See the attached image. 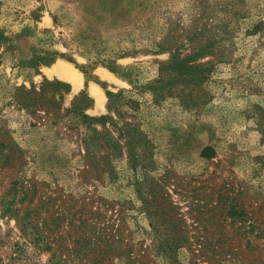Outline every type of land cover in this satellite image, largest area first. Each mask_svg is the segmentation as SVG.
Wrapping results in <instances>:
<instances>
[{
	"label": "rangeland",
	"instance_id": "374dc122",
	"mask_svg": "<svg viewBox=\"0 0 264 264\" xmlns=\"http://www.w3.org/2000/svg\"><path fill=\"white\" fill-rule=\"evenodd\" d=\"M0 264H264V0H0Z\"/></svg>",
	"mask_w": 264,
	"mask_h": 264
},
{
	"label": "trees",
	"instance_id": "16d2710c",
	"mask_svg": "<svg viewBox=\"0 0 264 264\" xmlns=\"http://www.w3.org/2000/svg\"><path fill=\"white\" fill-rule=\"evenodd\" d=\"M203 50H198L197 52H195V54H193L195 57H200L203 54L202 52ZM54 53H49V52H43L42 55L39 54V55H36V56H33L30 60V63L29 65L31 67H38L39 65H46V64H50L53 62L54 60ZM191 56V55H190ZM187 58V57H186ZM170 64H172V69H176V71L178 73H180L181 75L182 74H194V69H191V68H185V60L184 59H179L177 57V55L175 54H172L170 56ZM107 68H109L107 66ZM109 70L113 71V69L109 68ZM169 82L168 79H164V78H158L156 79L153 83H149V84H146V85H143V88H146V89H149L150 91L153 92V95H154V99H159L161 97H163L164 95V92L165 91H168V90H165V85L164 83H167ZM47 83L48 85H54V84H57L58 82H45ZM66 86V88H68L67 84H64ZM42 90V88H41ZM124 91L120 90L116 93H113V92H110V91H107L106 94H107V98H108V109L109 110H113V111H116V103L117 101H120L121 98H124L122 95H123ZM125 100L127 101H132L131 98H126ZM90 102L91 100L89 99V97L87 96L86 92L84 90L80 91L78 94H76L73 98V100L71 101L70 103V107L68 109V112L73 116V118L75 120H78V121H81V122H89L90 124H92L93 122H97V123H101V121L105 120V119H111V121H113V119L107 115H103V116H99V117H89L87 116L85 113H84V110L86 108H88L90 106ZM123 124V127L125 126V123L122 122ZM121 131V133H127V132H135L133 133L130 138H128V140H126L127 142V145H128V152L130 150V144H131V139L133 136H135V141L137 139H139L141 137V134L142 132L138 131L137 129L135 128H121L119 129Z\"/></svg>",
	"mask_w": 264,
	"mask_h": 264
},
{
	"label": "bare ground",
	"instance_id": "6f19581e",
	"mask_svg": "<svg viewBox=\"0 0 264 264\" xmlns=\"http://www.w3.org/2000/svg\"><path fill=\"white\" fill-rule=\"evenodd\" d=\"M51 70H52V72L59 74L62 78L71 81L75 86H78L81 83V76H80L79 72L68 64L58 63ZM105 72L107 74H109L107 71H105ZM92 91L99 101L101 99L100 92L96 89L95 86H92Z\"/></svg>",
	"mask_w": 264,
	"mask_h": 264
}]
</instances>
